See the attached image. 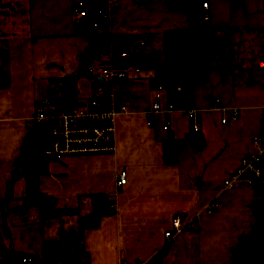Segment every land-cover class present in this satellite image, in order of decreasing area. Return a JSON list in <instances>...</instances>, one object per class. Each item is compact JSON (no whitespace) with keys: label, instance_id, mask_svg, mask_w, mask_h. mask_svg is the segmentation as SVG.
Segmentation results:
<instances>
[{"label":"crops","instance_id":"crops-1","mask_svg":"<svg viewBox=\"0 0 264 264\" xmlns=\"http://www.w3.org/2000/svg\"><path fill=\"white\" fill-rule=\"evenodd\" d=\"M74 1L0 0V259L8 252L7 264H20L21 255L39 256L43 242L77 233L79 218L93 215L101 196L105 214L70 247L79 263L153 264L154 252L167 245L157 264H234L232 249L254 225L250 205L262 194L243 185L223 187L222 180L252 150L253 135L264 134V0H204L203 22L189 11L203 0H97L106 4V47L129 58L159 59L164 30L206 24L204 68L190 82L188 100L163 90L149 119L148 91L158 83L151 67L138 65L116 82L117 101L127 109L113 120V152L47 158L38 189L65 211L41 220L35 205L19 207L26 193L23 168L8 197L6 181L35 103L51 83L59 90L67 84L89 46L77 30ZM139 40L142 48L135 46ZM233 109L235 118L222 123ZM191 123L198 128L191 130ZM171 146L172 158L165 152ZM34 164V157L25 162ZM121 169L124 183L116 186ZM174 214L189 221L166 241Z\"/></svg>","mask_w":264,"mask_h":264},{"label":"trees","instance_id":"trees-1","mask_svg":"<svg viewBox=\"0 0 264 264\" xmlns=\"http://www.w3.org/2000/svg\"><path fill=\"white\" fill-rule=\"evenodd\" d=\"M85 9V14L78 21V32L89 40V46L81 55L79 69L74 75L66 78L67 84L60 89L59 94L54 96L56 108L60 109L68 106L74 99V79L79 75H84L86 64L100 54L107 46L108 35L106 31L93 26L95 20L94 9L97 7V0H81ZM170 2V1H169ZM170 4L175 5L170 2ZM206 24L191 25L186 28H176L164 30L162 32L160 48V58L145 63L143 58L135 56L125 57L122 62L150 66L154 78L158 83H162L165 92L169 97L186 101L190 97L189 84L193 79L198 78L199 72L204 68L203 55L206 50ZM182 76L186 77V82H182ZM187 136V135H185ZM49 137V126L47 122L35 123L23 135L22 144L15 162L17 167L12 170L10 178L6 181L5 196H10V182L18 177L20 168H23L25 175L26 193L21 198L19 207L36 206L41 220L64 213L54 207L50 195H46L38 189V176L46 172L45 163L47 158L42 155V150L47 145ZM194 144L200 145V139L195 136ZM167 155L174 156L173 146L165 148ZM34 157L35 164L32 168H27L25 162ZM255 191L262 194L260 200L251 203L250 207L254 212V225L248 232L238 236L237 244L232 249L234 264H264V181L255 184ZM99 198V197H98ZM95 199V197H94ZM104 198L100 196L96 201L93 215L79 218V231L75 234L64 235L59 240H50L42 243L41 254L33 259H40L42 264H79V260L72 258L70 247L73 243L81 242L83 230L87 227H94L104 213ZM168 246L164 245L154 252L152 256L153 264L161 261ZM10 259L8 252L0 259V264H7Z\"/></svg>","mask_w":264,"mask_h":264},{"label":"built area","instance_id":"built-area-1","mask_svg":"<svg viewBox=\"0 0 264 264\" xmlns=\"http://www.w3.org/2000/svg\"><path fill=\"white\" fill-rule=\"evenodd\" d=\"M202 20L207 19L206 1L200 2ZM105 2L94 9L95 20L93 26L101 30L106 29V6ZM73 13L81 17L85 14L81 0H76L72 4ZM136 48H142L143 40L135 44ZM127 56L124 50L114 54L107 47L100 51V54L92 58L84 68L83 74L90 77V96L89 98L75 97L72 103L63 108H56L55 98L59 94V89L55 83L49 85V92L45 98L37 101L33 108L31 124L47 122L49 126V137L47 145L42 150V155L46 158L62 159L66 156L91 155L112 153L114 150V124L116 114L125 111L127 108L123 101H117L115 94V84L121 79L126 78L130 73L139 69L138 64L122 62ZM264 63V60L262 61ZM94 84V88L92 87ZM264 87V83H263ZM164 90L162 83H156L149 91L150 103L146 116L158 110V100L161 91ZM168 110L173 108L172 103H167ZM186 116L192 119L191 109L186 110ZM236 116L233 109L227 118H221V122L232 120ZM164 126L169 122L164 120ZM264 128V117L261 120ZM191 130L198 128L196 123H191ZM238 165L222 180L223 187L238 188L241 185L254 188L255 184L264 181V134H256L252 137V150L247 151L239 157ZM125 170L121 169L114 178L116 186L124 183ZM215 202L208 203V207L214 206ZM108 208L112 209L113 204L109 202ZM183 214H174L170 219V228L164 232V240L186 226L189 218L182 220ZM20 264H42L40 261L27 255L18 257ZM79 264H84L81 261ZM119 264H126L121 260Z\"/></svg>","mask_w":264,"mask_h":264},{"label":"rangeland","instance_id":"rangeland-1","mask_svg":"<svg viewBox=\"0 0 264 264\" xmlns=\"http://www.w3.org/2000/svg\"><path fill=\"white\" fill-rule=\"evenodd\" d=\"M143 61L145 63H148L150 61H154V59L151 56L147 55V56L143 57ZM143 67H145V66H143ZM143 67H142V69H144ZM89 78L90 77H88L86 75H79L75 78L74 95H76V97L89 98L90 91H91ZM41 96L46 97V93L42 94Z\"/></svg>","mask_w":264,"mask_h":264},{"label":"water","instance_id":"water-1","mask_svg":"<svg viewBox=\"0 0 264 264\" xmlns=\"http://www.w3.org/2000/svg\"><path fill=\"white\" fill-rule=\"evenodd\" d=\"M190 11V15L192 18L197 19L199 22H203L202 17H201V10L195 6V5H191L189 8ZM81 20V18H79ZM182 82L185 83L186 82V77L182 76ZM92 87L94 88V84H92Z\"/></svg>","mask_w":264,"mask_h":264}]
</instances>
